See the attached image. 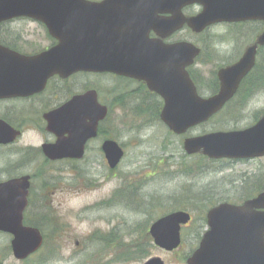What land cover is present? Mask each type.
<instances>
[{
	"label": "flooded vegetation",
	"instance_id": "1",
	"mask_svg": "<svg viewBox=\"0 0 264 264\" xmlns=\"http://www.w3.org/2000/svg\"><path fill=\"white\" fill-rule=\"evenodd\" d=\"M88 1L99 4L105 0ZM120 1L111 0L107 4L109 6L101 9L100 12L103 14L125 13L126 16L136 15L137 8L133 4L147 5L146 20L142 21L145 22L143 25L145 29L154 17L157 16L159 19L160 16L172 15L169 12L157 11L156 13L154 11L153 6L159 0ZM242 2L247 6L243 10L244 13H249L251 11L248 5L250 0L248 3L246 0ZM122 3L126 6L120 5ZM128 3L131 4L128 5ZM220 3L224 6L228 4L226 0ZM201 9L202 5L198 2L185 3L181 8V13L185 17H191L198 14ZM96 14H99V11ZM115 22L111 21L109 25L105 23V18H102L99 25L110 29L111 26L119 28L120 26H116ZM31 24H36L44 30L45 36L50 40L49 44L41 46L30 39L31 32L28 28ZM157 31L158 25L153 24L152 27H148V37L161 38L164 43L189 41L199 47V54L186 69L198 94L203 97L219 91L220 80L217 77V71L236 62L249 46L256 44L255 60L251 69L242 76L233 95L209 120L214 117L218 118L221 124L216 130L242 131L255 125L264 116V44L257 43L258 37L264 32L262 19L242 17L232 21H220L208 25L200 32L193 31L186 23H183L180 28L164 37H160ZM110 33L113 32L110 31ZM55 43L56 40L49 35L45 25L32 18L18 16L0 22V45L9 49L0 54V80L8 81L12 86L8 90L12 92L11 94L0 97V121H2L0 122V134L3 140L0 141V182L26 175L29 177L28 202L25 210L30 206L32 182L35 179L45 178L48 175L47 169L53 168L52 165L57 166L56 169H59L61 165L68 166V164L73 167L80 163L92 167L100 165L105 167V177L112 174L118 165L114 168L108 166L101 145L105 139L110 138L104 133L106 130L102 127L107 128L111 106L116 102L124 104L125 112L128 110L129 113L136 114H157L158 117L163 105V98L150 90L144 80L111 72L76 70L66 77L54 72L45 78L41 89L27 93L26 86L32 80L28 77L32 73V66L27 64V57L44 53ZM213 50L216 52L215 57L211 55ZM228 50H235V52L230 54ZM60 57L57 53L56 57H50L48 61L44 60V65L53 67ZM153 57V55H142L139 60H150ZM201 57L215 58L217 62L220 61V64L207 74L203 67H198ZM136 59L137 57L134 56L131 61ZM39 65L43 64L39 63ZM43 75L42 72L41 76ZM95 75L110 76L118 83L117 89L107 88L110 102L106 98L105 101L101 100L102 96L98 88L89 78ZM81 77L86 78L82 83ZM34 86H40V78L35 80ZM88 89L97 91L98 101L108 107L107 115L99 121L96 135L85 141L81 158L51 159L44 153L43 146L54 145L59 140L69 144L74 136L68 132H63L58 136L49 130L46 115L63 106L74 95ZM200 155L206 163L217 162L219 164V191L216 193V201L210 204L205 200L206 203L203 206L182 209L188 213L189 219L187 223L180 225V243L176 249L172 250H179L186 244L184 252L177 256V262L193 264L191 258L202 245L200 261L196 264H264V206L216 207L217 204L223 202L241 205L244 201L264 191V153L216 159ZM236 165L254 168L237 171L234 169ZM226 170L228 172L233 170L234 175H226ZM206 188L205 185V190ZM100 242L103 245L102 248L114 246L116 243L115 247L122 246V243H126L124 239H104ZM75 244L78 245L79 241L76 240ZM109 260L110 262H125L116 255L105 259V261ZM164 263L166 264L165 261Z\"/></svg>",
	"mask_w": 264,
	"mask_h": 264
},
{
	"label": "water",
	"instance_id": "2",
	"mask_svg": "<svg viewBox=\"0 0 264 264\" xmlns=\"http://www.w3.org/2000/svg\"><path fill=\"white\" fill-rule=\"evenodd\" d=\"M110 1L96 4L88 0H0V22L18 16L32 18L42 22L49 35L56 40L53 46L46 49L48 51L27 57V64L32 66V73L28 76L32 80L26 86L27 93L41 89L45 78L54 72L64 77L76 70L111 72L134 77L144 80L150 90L163 98L159 119L170 132L182 135L215 114L233 95L240 79L254 63L256 44L249 46L233 64L220 68L217 71L219 91L203 97L197 93L186 69L199 54V47L189 41L164 43L161 38H149L147 30L153 24L158 25L157 32L160 37H164L180 28L183 23L193 31L200 32L212 23L242 17L264 21V0H250L249 13H244L247 6L242 0H226L228 4L225 6L220 3L222 0H159L153 6L154 11L169 12L172 15L160 16L159 19L154 17L147 29L143 26L145 22H142L146 20L147 5L133 4L137 8L136 15L101 13V9L109 6L107 4ZM192 2L200 3L201 11L191 17L183 16L182 6ZM120 5L126 6L124 3ZM97 11L99 14H96ZM102 18L109 25L111 21H116L115 25L120 27H100ZM257 43L264 44V32L258 37ZM7 50L9 49L0 45V54ZM57 53L61 56L59 61L53 67H46L44 60L56 57ZM142 55L154 57L150 60H139ZM134 56L137 59L131 61ZM39 63L43 65L40 66ZM38 78L40 86H34ZM11 87L10 82L0 80V97L11 94L8 91ZM107 112V106L98 101L95 89L74 95L63 106L46 115L49 130L58 136L68 132L74 136L73 141L66 144L59 140L54 145L43 146L44 153L51 159L81 158L85 141L96 135L98 123ZM0 141H3L1 134ZM101 147L108 166L114 168L123 157V148L114 139H105ZM182 148L189 155L201 153L209 158L262 154L264 116L255 125L242 131L214 130L186 136L183 138ZM28 189L27 175L0 182V231L11 235L10 248L17 260L27 258L43 242V235L38 227L23 223ZM252 206H264V191L241 205L227 202L216 205ZM188 219L186 211L175 210L153 220L148 232L154 245L166 251L176 249L180 243V225L187 223ZM201 249L202 245L194 252L191 258L193 264L200 261ZM143 264L165 263L159 256H154Z\"/></svg>",
	"mask_w": 264,
	"mask_h": 264
},
{
	"label": "rangeland",
	"instance_id": "3",
	"mask_svg": "<svg viewBox=\"0 0 264 264\" xmlns=\"http://www.w3.org/2000/svg\"><path fill=\"white\" fill-rule=\"evenodd\" d=\"M28 29L35 43L41 46L50 43L44 30L36 24L29 25ZM215 53L213 50L211 55L215 57ZM219 64L215 58L201 57L198 67L209 74ZM89 78L98 88L101 100L106 98L110 102L107 88H115L118 83L107 75ZM84 80L86 78L81 77V83ZM219 124L214 117L183 135H175L159 118L125 112L124 104H114L107 128H102L124 149L117 168L107 177L105 167L100 165L92 167L80 163L73 167L68 164L59 169L52 165L53 168L47 169L45 178L32 182L30 206L25 212L31 220H39L44 243L29 260L20 261L9 252L10 235L0 232L1 264H142L151 256H159L166 264H180L177 256L184 252L186 244L175 251H165L152 244L147 246L143 257L110 262L105 259L117 255L122 247H115L116 243L102 248L100 241L110 235L109 240L124 239L128 243L145 242L146 245L148 238H142L139 232L144 224L148 230L152 220L167 211L203 206L206 197L209 204L216 201L219 164L206 163L199 154H186L182 139L185 135L215 130ZM252 168L234 167L237 171ZM225 174L233 176L234 172L226 170ZM118 190L119 195H115Z\"/></svg>",
	"mask_w": 264,
	"mask_h": 264
},
{
	"label": "trees",
	"instance_id": "4",
	"mask_svg": "<svg viewBox=\"0 0 264 264\" xmlns=\"http://www.w3.org/2000/svg\"><path fill=\"white\" fill-rule=\"evenodd\" d=\"M117 87L118 86H116L115 89H117ZM115 104L120 105L121 102H116ZM111 109H112V106H111ZM153 116L158 118L157 114H153ZM116 193L117 194H115V195H119V191H117ZM208 199H209L208 197L204 198V200H208ZM24 223L37 226L39 229H41V224H40L39 220L38 221L31 220V218L28 217L27 213H25V215H24ZM145 231L147 232L146 224H144L141 227V230H139L140 234H142V238H144V237L148 238V239H146V245H145V242L122 243L123 245L119 246V247H122V249L118 250L119 252L116 256L122 260H126L128 257H132V256H138V257L145 256L147 246H153L148 232L146 233L148 235H145ZM109 236H107L105 238L109 239ZM0 262H1V260H0Z\"/></svg>",
	"mask_w": 264,
	"mask_h": 264
}]
</instances>
